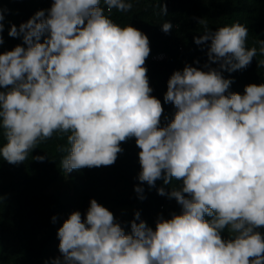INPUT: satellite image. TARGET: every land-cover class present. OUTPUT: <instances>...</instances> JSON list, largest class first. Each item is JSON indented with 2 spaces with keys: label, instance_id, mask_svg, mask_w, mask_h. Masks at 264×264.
<instances>
[{
  "label": "clouds",
  "instance_id": "1",
  "mask_svg": "<svg viewBox=\"0 0 264 264\" xmlns=\"http://www.w3.org/2000/svg\"><path fill=\"white\" fill-rule=\"evenodd\" d=\"M103 4L53 0L19 27L11 25L8 35L22 36L27 47L0 54V129L6 140L0 157L22 163L54 133L67 134L59 151L66 153L62 171L70 173L113 165L124 151L121 143L135 137L138 180L149 187L158 180L182 181L170 192L158 189L182 211L159 215L155 229L137 211L126 233L108 208L91 199L83 217L73 211L59 227L62 260L50 264H264V235L258 231L264 227V83L246 85L244 94L229 92L233 80L222 75L256 57L257 48L246 47L247 27L237 22L212 31L198 19L204 33L194 42L210 41L207 70L185 65L171 75L164 103L176 112L161 126L164 108L151 95L145 66L149 38L105 14L128 12L133 4ZM160 8L167 15L166 4ZM172 27L165 22L162 31ZM258 43L264 55V40ZM134 190L145 199L141 186Z\"/></svg>",
  "mask_w": 264,
  "mask_h": 264
},
{
  "label": "trees",
  "instance_id": "2",
  "mask_svg": "<svg viewBox=\"0 0 264 264\" xmlns=\"http://www.w3.org/2000/svg\"><path fill=\"white\" fill-rule=\"evenodd\" d=\"M130 2L133 7L128 12L113 9L111 13L105 10V14L121 27L131 25L149 38L151 51L145 66L153 89L151 95L158 98L164 108L161 126H166L176 112L173 104L164 103L171 75L175 71H182L185 65L207 70L203 66L208 62L210 41L203 45L194 42V38L204 33V25L198 24L200 18L207 21L212 31L237 22L246 26V47L257 48V55L249 66L231 73L222 72L224 78L233 80L228 91L244 94L246 85L264 83V55L260 54L258 43L264 40V0ZM52 3L53 0H0V8L5 10L4 43L0 45V54L17 45L26 48L22 36L12 38L8 35L9 28L13 24L19 27L38 10L49 9ZM160 3L166 4L167 15L161 13ZM101 7L106 8L103 0ZM165 22L173 25L169 33L162 31ZM158 53H164L165 57L159 61L153 60L152 56ZM211 67L218 68L219 65L212 64ZM2 131L0 129V145L6 142ZM66 144L67 134L54 133L51 139L39 143L22 163L9 164L0 157V264H45L46 261L50 264L57 257L62 259L57 231L73 211H80L83 217L91 199L110 208L130 207L132 210L126 218L117 220L126 233L131 232V222L137 211L140 219L153 229L159 215L171 218L173 212L181 213L182 208L175 199L159 195L158 189L163 187L167 193L182 181L173 180L171 184L164 185L163 180H158L154 187H149L138 180L140 149L135 137L121 143L124 151L118 154L113 165L85 167L67 173L71 191L66 195L56 197L44 193L62 175L61 160L66 153L59 151V147ZM35 156H44L45 159L37 161L33 159ZM138 185L144 189L143 200L134 190ZM53 216L57 217L55 223L52 222ZM258 231L264 235L263 231ZM222 236L228 238L227 230Z\"/></svg>",
  "mask_w": 264,
  "mask_h": 264
},
{
  "label": "rangeland",
  "instance_id": "3",
  "mask_svg": "<svg viewBox=\"0 0 264 264\" xmlns=\"http://www.w3.org/2000/svg\"><path fill=\"white\" fill-rule=\"evenodd\" d=\"M66 175L67 173L62 171V175L59 177L57 182L53 184L52 186H50L49 188H47L44 191V193L51 195V196L53 195L56 197H62L66 195L68 192H70L71 191L70 185H69L70 180L68 179ZM105 207L108 208L114 214L117 220L126 218L128 213L132 210L130 207H118V208H110L108 206H105ZM258 230H261L264 233V227H261Z\"/></svg>",
  "mask_w": 264,
  "mask_h": 264
},
{
  "label": "built area",
  "instance_id": "4",
  "mask_svg": "<svg viewBox=\"0 0 264 264\" xmlns=\"http://www.w3.org/2000/svg\"><path fill=\"white\" fill-rule=\"evenodd\" d=\"M164 57H165V54L164 53H158V54L153 55L152 56V59L153 60H156V61H159V60L163 59Z\"/></svg>",
  "mask_w": 264,
  "mask_h": 264
}]
</instances>
